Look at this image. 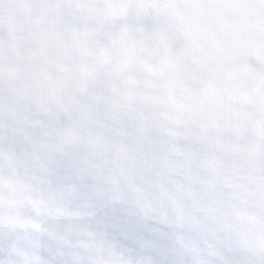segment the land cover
<instances>
[{"label": "snow or ice", "instance_id": "6c2138e0", "mask_svg": "<svg viewBox=\"0 0 264 264\" xmlns=\"http://www.w3.org/2000/svg\"><path fill=\"white\" fill-rule=\"evenodd\" d=\"M0 264H264V0H0Z\"/></svg>", "mask_w": 264, "mask_h": 264}]
</instances>
